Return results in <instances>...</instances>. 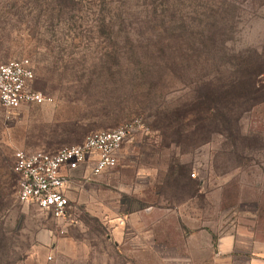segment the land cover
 <instances>
[{"label":"rangeland","instance_id":"1","mask_svg":"<svg viewBox=\"0 0 264 264\" xmlns=\"http://www.w3.org/2000/svg\"><path fill=\"white\" fill-rule=\"evenodd\" d=\"M20 58L48 100L0 105V264H209L201 229L264 233V0H0V62ZM225 89L227 110H207ZM131 121L117 164L73 180L64 218L19 200L18 150Z\"/></svg>","mask_w":264,"mask_h":264},{"label":"built area","instance_id":"2","mask_svg":"<svg viewBox=\"0 0 264 264\" xmlns=\"http://www.w3.org/2000/svg\"><path fill=\"white\" fill-rule=\"evenodd\" d=\"M34 77L28 58L0 62V105L8 113L23 104L48 100L33 88ZM136 122L93 132L80 144L62 146L54 151L18 150L15 169L19 200L36 205L56 219L64 218L71 208L68 191L73 184V173L85 167L91 175H99L114 167L122 144L136 129Z\"/></svg>","mask_w":264,"mask_h":264},{"label":"crops","instance_id":"3","mask_svg":"<svg viewBox=\"0 0 264 264\" xmlns=\"http://www.w3.org/2000/svg\"><path fill=\"white\" fill-rule=\"evenodd\" d=\"M85 167H80L73 173L74 179L85 174ZM73 184L68 191L71 196ZM153 212H145L138 215L140 225L139 234L136 235L137 247L150 245L153 239ZM180 230V229H179ZM202 236H205V249L208 255L201 260L209 264H264V233L255 229V224L249 221H236L229 224L222 231L201 229ZM211 234L214 235L212 241ZM191 261V258H186ZM185 260V258H184Z\"/></svg>","mask_w":264,"mask_h":264},{"label":"trees","instance_id":"4","mask_svg":"<svg viewBox=\"0 0 264 264\" xmlns=\"http://www.w3.org/2000/svg\"><path fill=\"white\" fill-rule=\"evenodd\" d=\"M257 75V73H256ZM254 77V79H253ZM252 77V83L255 85V73H254V76ZM251 80V78H250ZM244 81L241 80V84H240V87H235L233 88L232 92L234 95H237L239 98H242L244 95H249L250 93L247 92V90L244 88V84H243ZM229 96H230V91L225 89L223 92H221L220 94H217V95H213V94H210L208 95L205 100L202 101V103H206L208 102V108L207 110H210V109H216L217 111L219 112H224L225 110H227V104L228 103V99H229ZM207 104V103H206Z\"/></svg>","mask_w":264,"mask_h":264}]
</instances>
